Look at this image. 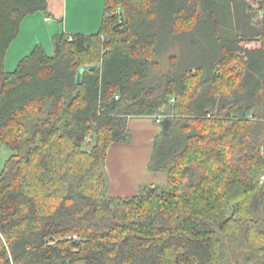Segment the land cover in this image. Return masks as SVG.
<instances>
[{"label": "trees", "instance_id": "16d2710c", "mask_svg": "<svg viewBox=\"0 0 264 264\" xmlns=\"http://www.w3.org/2000/svg\"><path fill=\"white\" fill-rule=\"evenodd\" d=\"M104 5L97 33L6 72L47 0H0V264H264V0ZM143 116L161 117L149 170L167 183L110 197L107 150Z\"/></svg>", "mask_w": 264, "mask_h": 264}, {"label": "crops", "instance_id": "0c3cea01", "mask_svg": "<svg viewBox=\"0 0 264 264\" xmlns=\"http://www.w3.org/2000/svg\"><path fill=\"white\" fill-rule=\"evenodd\" d=\"M104 6V0H47L45 11L22 19L18 36L10 44L5 56V71L13 72L36 46H41L46 54L54 52L53 39L57 34L97 33L102 23ZM2 82L0 77V90ZM154 120L146 116L129 117V142L109 146L104 164L109 179L108 196L128 198L136 195L142 185L163 186L167 183L166 173L149 170L153 140L161 131ZM10 155L11 152L0 145V171Z\"/></svg>", "mask_w": 264, "mask_h": 264}, {"label": "rangeland", "instance_id": "374dc122", "mask_svg": "<svg viewBox=\"0 0 264 264\" xmlns=\"http://www.w3.org/2000/svg\"><path fill=\"white\" fill-rule=\"evenodd\" d=\"M100 2H101V8H103V3H102V1H100ZM90 7H92V6H90ZM93 7H94L95 10L97 9L95 4H94ZM117 12H118V10H117ZM49 53L50 54H48V55H52L53 51H51ZM175 53H176L175 49H172V50H170L168 53H166L165 55H163L160 58V60H159L160 68L157 71V74H162V73L166 72V70L169 68L168 58H169L170 55L175 54ZM90 144H91V142H90ZM89 149H90L89 146L86 147V150H89ZM105 174H106V177H107L106 179H107V187H108L109 179H108L106 171H105ZM107 191H108V188H106V192ZM242 256H243L242 254L233 252V251L229 250L228 248H226V257H225V260H224L223 263L224 264H235L236 261L241 262Z\"/></svg>", "mask_w": 264, "mask_h": 264}, {"label": "water", "instance_id": "95a60500", "mask_svg": "<svg viewBox=\"0 0 264 264\" xmlns=\"http://www.w3.org/2000/svg\"><path fill=\"white\" fill-rule=\"evenodd\" d=\"M97 67H98L97 64L80 66L76 72V78H75L76 84L79 85L81 83L82 76L84 73L89 72V71H94L97 69Z\"/></svg>", "mask_w": 264, "mask_h": 264}, {"label": "built area", "instance_id": "2783aa9c", "mask_svg": "<svg viewBox=\"0 0 264 264\" xmlns=\"http://www.w3.org/2000/svg\"><path fill=\"white\" fill-rule=\"evenodd\" d=\"M45 21H47V20H45ZM172 102H173V101H172ZM160 118H161V117H157V118H156V123H159Z\"/></svg>", "mask_w": 264, "mask_h": 264}]
</instances>
